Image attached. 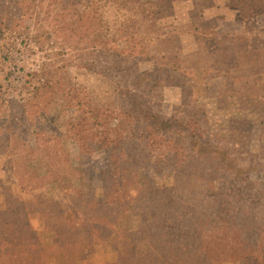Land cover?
I'll return each instance as SVG.
<instances>
[{
	"label": "rangeland",
	"instance_id": "obj_1",
	"mask_svg": "<svg viewBox=\"0 0 264 264\" xmlns=\"http://www.w3.org/2000/svg\"><path fill=\"white\" fill-rule=\"evenodd\" d=\"M88 2H92L94 13L109 27L110 37L124 52L115 57L111 50L97 48L85 52L81 61L89 69L66 68L64 76L85 89L88 97L85 102L97 108L107 106L115 98V83L123 88L128 86L130 72H145L144 92L150 110L197 122L199 131L194 129V134L202 136L208 151H213L214 156L222 153L217 157L228 162L230 168L243 170L239 186L246 189L250 184L252 191L241 196L249 200L258 198L256 191L264 193V0ZM10 26L3 23L0 28V146L5 144V138L12 136L19 143L33 142L36 134L39 141L54 138L59 166L51 165L53 176L62 175L64 166L69 167L63 163L71 162L74 186L96 193L107 180L108 155L102 149L81 154L77 144L67 137V124L77 117L78 111L68 107L61 94H56L37 119L19 118V111L16 112V105L31 93L27 82L30 74L38 73L61 57V46L49 35L45 25L33 32L30 22L28 37L10 30ZM88 34L91 38L90 32ZM113 61L111 69L102 68ZM170 70L175 73H169ZM10 108L14 114L6 112ZM6 154L0 153V208L9 195L22 196L23 203L17 207L27 214V221L36 233L35 239L46 252V264L205 263L195 253L178 255L176 240H180L174 239L169 246L168 232L153 226L155 221L150 215L137 218L125 212L118 217L116 229L101 230L83 246L69 245L81 232L69 233L64 218L70 214V205L58 183L44 165L27 163L14 169L12 159ZM182 154H185L184 149ZM205 155L189 162L196 173L188 176L191 170L185 168L179 177L178 188L187 206L191 204L192 195L204 206L203 201L209 200L206 194L195 190L206 185L196 179L204 168L209 164L219 167L215 162L202 160ZM138 179L168 191L176 183L173 163L156 153L152 161L139 170ZM211 180L221 187L233 181L221 174H214ZM261 196L257 204L262 206L260 222L264 225V194ZM160 199L161 207L155 213L165 207L162 197ZM145 203L146 200L137 202L133 208L144 212ZM165 209L166 214L156 221L174 220L179 225L181 220H176L172 212L167 215L169 207ZM57 241L58 247L53 246ZM203 247L205 252H216L219 249L216 236H205ZM17 263L33 264L30 257H19Z\"/></svg>",
	"mask_w": 264,
	"mask_h": 264
},
{
	"label": "trees",
	"instance_id": "obj_2",
	"mask_svg": "<svg viewBox=\"0 0 264 264\" xmlns=\"http://www.w3.org/2000/svg\"><path fill=\"white\" fill-rule=\"evenodd\" d=\"M94 10L88 0H0V28L3 23H10V30L28 37L30 22L34 26L33 32L45 25L49 28V35L61 46V57L42 67L38 73L30 74V81L27 82L31 93L20 105H16V112L19 111V118L37 119L47 110L52 98L61 94L66 105L78 111L77 117L67 124V137L77 144L81 154L102 149L108 155L107 180L102 189L94 193L74 186L73 168L68 161L63 163L69 167L64 166L62 175L53 176L51 165H58L54 138H40L39 141V134H36L33 142L23 140L19 143L16 137H7L5 144L0 146V153H7L14 169L18 170L27 163L30 166L44 165L48 169L69 201L70 214L67 219L64 218L69 233L81 232L79 238L69 244L71 246H83L101 230L116 229L118 217L127 212L137 218L150 215V219L155 221L153 226L168 232L169 246L174 239H179L176 240L178 255L195 253L205 261L204 264H264V225L260 222L262 206L257 204L264 193L256 191L258 198L249 200L241 196L250 189L252 191L250 184L246 189L239 186L243 170L230 168L228 162L217 157L222 153L214 156L213 151H208L209 148L205 147L208 144L202 136L194 134V129L199 131L197 122L167 117L150 110L144 92L145 72H130L128 86L123 88L115 83L113 94L118 99L114 98L109 105L98 108L85 102L88 97L84 88L64 76L67 67L88 68L81 63L87 51L107 49L115 57L124 52L110 37L109 27ZM112 67L114 61L102 65L105 70ZM169 73H175V70ZM6 112L15 113L11 112V108ZM156 153L174 166L176 183L168 191L138 179L139 170L150 163ZM203 153L206 155L201 157L202 160L215 162L219 167L209 164L211 170L204 168L196 176L208 186L202 184L195 187L209 199L203 201L205 206L204 203H197L196 196L192 194H189L193 196L189 200L191 204L187 206L178 188L179 177L185 168L191 170L188 176L196 173L189 162ZM214 174L228 176L233 181L221 187L211 180ZM27 175L24 177L26 181ZM161 197L162 206L169 207L167 215L172 212L176 220H181L179 225L174 220L156 221L166 214L165 207H162V212L155 213L161 207ZM145 200L144 212L133 208L134 204ZM19 203H23L22 196L11 194L0 208V264H18L19 257H30L33 264H46V252L35 239L36 233L27 221V214L17 207ZM155 204L157 207H154ZM45 226L49 229L47 221ZM210 234L215 235L219 242V249L214 253L205 252L203 247L205 236ZM58 245V241L53 244Z\"/></svg>",
	"mask_w": 264,
	"mask_h": 264
}]
</instances>
